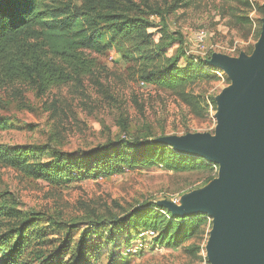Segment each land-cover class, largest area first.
<instances>
[{"label": "rangeland", "instance_id": "374dc122", "mask_svg": "<svg viewBox=\"0 0 264 264\" xmlns=\"http://www.w3.org/2000/svg\"><path fill=\"white\" fill-rule=\"evenodd\" d=\"M64 1L77 6L86 2ZM158 1L165 8L173 4L180 7L168 11L165 21L151 17L153 40L167 42L162 33L166 24L167 32L179 33L182 42L159 51L151 63L154 66L179 55L178 65L185 67L189 62L184 50L200 59L207 51L232 58L242 54L250 57L261 37L264 14L260 7L264 11V0ZM245 17L252 19L251 25L244 23ZM201 31L206 35L205 53L199 52L195 41ZM135 56L133 59L121 51L116 43L100 53L92 51L93 74L83 77L79 85L63 84L45 94L31 84L0 79V145L27 150L31 161L48 164L59 158L84 161L97 148L123 141L134 148L137 140L166 144L163 139L171 136L215 135L217 97L232 83L223 69L213 67L214 77L197 76L166 89L141 79L144 60ZM214 165L213 179H217L219 164ZM69 172L72 180L52 186L0 164V235L34 218L51 231L52 246L46 254L56 251L69 235L75 242L83 239L102 245L93 264H212L207 244L214 224L206 214L204 231L181 247H153L147 239L145 248L136 254H127L132 246L123 249L121 241L126 237L118 224L141 205L152 203L168 209L164 201L181 200L204 188L211 182L206 183V172H173L159 165L125 168L107 177ZM3 260L0 253V263Z\"/></svg>", "mask_w": 264, "mask_h": 264}, {"label": "trees", "instance_id": "16d2710c", "mask_svg": "<svg viewBox=\"0 0 264 264\" xmlns=\"http://www.w3.org/2000/svg\"><path fill=\"white\" fill-rule=\"evenodd\" d=\"M201 0H185L186 4ZM180 6H162L158 0H86L80 6L64 0H0V79L8 83L31 84L42 94L63 84H81L82 78L93 74L95 60L91 52L106 50L116 43L121 51L144 60L141 79L156 86L173 89L197 76L214 77L208 66L213 52L196 61L187 55L185 67L178 65L179 55L169 58L164 65H152L159 51L182 37L162 33L167 42L153 40L149 29L151 17H161ZM261 13L264 14L260 7ZM236 18V16H235ZM237 19V18H236ZM247 25L252 19L243 18ZM165 28V30H164ZM164 36H162L163 38ZM124 57L127 55L124 54ZM151 61V62H150ZM216 77V76H215ZM136 146L123 141L97 148L84 161L59 158L45 164L30 160L29 151L0 145V164L10 167L24 177L42 180L52 186H62L72 180L69 171H81V176L107 177L121 173L125 168L159 165L168 171H203L215 176L216 166L193 154L176 151L167 144L136 141ZM208 223L205 214L175 216L170 210L152 203L139 206L118 224L125 232L123 249L134 245L140 235L154 231L152 246L181 247L204 231ZM94 224L93 226H95ZM94 228V227H92ZM50 229L38 219H26L19 227L0 235V264H93L98 260L99 242L79 240L70 236L56 251L46 254L52 246ZM121 234V235H122ZM96 257V258H94Z\"/></svg>", "mask_w": 264, "mask_h": 264}, {"label": "water", "instance_id": "95a60500", "mask_svg": "<svg viewBox=\"0 0 264 264\" xmlns=\"http://www.w3.org/2000/svg\"><path fill=\"white\" fill-rule=\"evenodd\" d=\"M209 65L223 69L232 81L217 97L215 135L163 141L178 152L219 164V177L178 204L163 205L175 216L213 218L207 244L212 264H264V19L250 57L213 53Z\"/></svg>", "mask_w": 264, "mask_h": 264}, {"label": "built area", "instance_id": "2783aa9c", "mask_svg": "<svg viewBox=\"0 0 264 264\" xmlns=\"http://www.w3.org/2000/svg\"><path fill=\"white\" fill-rule=\"evenodd\" d=\"M205 38H206V35L202 31L198 32L195 36L196 46L198 47V50L200 53H205ZM186 53L188 56L194 58L196 61H199L200 58H197L194 55H192L191 51L186 50ZM209 54H210V52L207 51L206 54H204V55H206L205 58ZM201 59H204V58H201ZM208 66H210V65H208ZM171 201L175 204L179 203V200L177 198L172 199ZM154 236H155V232L152 230L142 233L140 235L138 243L134 246L132 245V247L127 249V254H136V253L140 252L141 250H143L145 248V246H146L145 244H146L147 239L151 240Z\"/></svg>", "mask_w": 264, "mask_h": 264}]
</instances>
